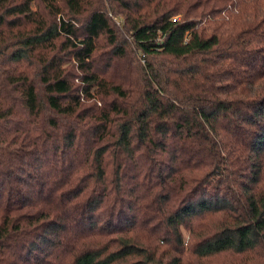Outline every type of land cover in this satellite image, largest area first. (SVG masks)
Masks as SVG:
<instances>
[{"label":"trees","instance_id":"obj_1","mask_svg":"<svg viewBox=\"0 0 264 264\" xmlns=\"http://www.w3.org/2000/svg\"><path fill=\"white\" fill-rule=\"evenodd\" d=\"M219 258L264 264V0H0V264Z\"/></svg>","mask_w":264,"mask_h":264},{"label":"rangeland","instance_id":"obj_2","mask_svg":"<svg viewBox=\"0 0 264 264\" xmlns=\"http://www.w3.org/2000/svg\"><path fill=\"white\" fill-rule=\"evenodd\" d=\"M110 15L121 32L120 42H123L122 40L124 39H127L129 42H131L127 29L123 27L124 18L120 15H112V13ZM177 17L180 18V16H177ZM62 42H63V39H61L58 43L59 48H63V50L60 49L62 50V53H59L57 51V54L59 55L60 58H62V62L64 63V68L74 76L75 84L80 86L81 88L83 86L82 81H81L82 71L80 70L79 66L76 65V60L72 59L73 55H71V49L67 47L68 43L62 44ZM108 46H110V41L108 40L107 37H103L99 44L100 50H103V52H106L111 49V48H108ZM99 105H101L100 102H99ZM189 240H190V235L188 234V232L185 231V245H186L185 248L189 247V244H188ZM222 260L223 258H219L213 261L212 264H219Z\"/></svg>","mask_w":264,"mask_h":264},{"label":"built area","instance_id":"obj_3","mask_svg":"<svg viewBox=\"0 0 264 264\" xmlns=\"http://www.w3.org/2000/svg\"><path fill=\"white\" fill-rule=\"evenodd\" d=\"M185 40L188 41V38L186 37Z\"/></svg>","mask_w":264,"mask_h":264}]
</instances>
